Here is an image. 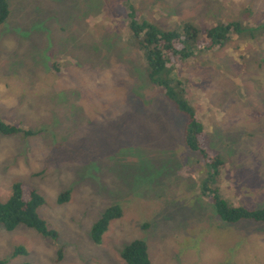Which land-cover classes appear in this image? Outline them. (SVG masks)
Masks as SVG:
<instances>
[{
  "label": "rangeland",
  "instance_id": "374dc122",
  "mask_svg": "<svg viewBox=\"0 0 264 264\" xmlns=\"http://www.w3.org/2000/svg\"><path fill=\"white\" fill-rule=\"evenodd\" d=\"M8 3L0 122L33 135L0 134V202L16 183L35 190L36 213L58 237L0 227V264H125L135 240L151 264H264V223L224 222L203 191L208 182L237 207L264 209V0ZM131 13L165 32L240 25L175 71L224 163L217 186L183 143L185 117L146 80ZM112 206L122 216L94 244L92 227Z\"/></svg>",
  "mask_w": 264,
  "mask_h": 264
},
{
  "label": "trees",
  "instance_id": "16d2710c",
  "mask_svg": "<svg viewBox=\"0 0 264 264\" xmlns=\"http://www.w3.org/2000/svg\"><path fill=\"white\" fill-rule=\"evenodd\" d=\"M10 15L8 0H0V25L6 22ZM129 22L131 35L136 42L137 50L142 59L146 80L160 88L167 102L185 117L182 140L190 152L200 158L207 169L204 180L210 179L209 184L217 186L220 173L224 167L221 158L213 152L207 143L204 128L198 119L195 108L186 96L184 85L176 76V66L194 56V50L212 51L218 46L229 42L230 37L240 31L238 23L218 24L210 29L198 30L192 23H184L179 31L165 32L145 22L136 21L133 13ZM201 38V39H200ZM199 39V40H198ZM0 134L4 136L22 135L29 137L32 132L20 126H9L0 122ZM204 183L203 191H209L210 202L217 215L226 223H236L240 220H252L264 223V209L249 210L237 207L226 199L221 198L219 191L210 189ZM68 200V192L58 200L64 203ZM44 204L43 198L33 189L22 183L12 186V195L5 203L0 202V227L13 231L18 226L34 230L45 238L56 239L57 233L48 228L47 224L37 215V210ZM122 211L119 206L107 208L100 219L92 227V241L100 244L103 234L110 222L119 219ZM16 253H23L22 249ZM125 264H151L147 246L141 240H135L127 245L120 254Z\"/></svg>",
  "mask_w": 264,
  "mask_h": 264
}]
</instances>
